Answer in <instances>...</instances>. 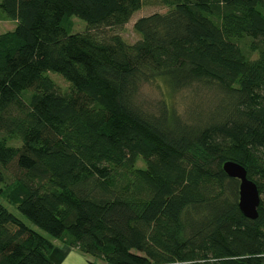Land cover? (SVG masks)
<instances>
[{
  "label": "trees",
  "instance_id": "1",
  "mask_svg": "<svg viewBox=\"0 0 264 264\" xmlns=\"http://www.w3.org/2000/svg\"><path fill=\"white\" fill-rule=\"evenodd\" d=\"M146 5L170 10L139 19L129 44L116 31ZM0 11L16 23L0 34V193L52 238L0 203V264H52L55 241L90 264H264V0H0ZM157 81L219 101L199 125L165 105L151 114L136 98ZM226 162L256 184L257 219L241 213Z\"/></svg>",
  "mask_w": 264,
  "mask_h": 264
},
{
  "label": "rangeland",
  "instance_id": "2",
  "mask_svg": "<svg viewBox=\"0 0 264 264\" xmlns=\"http://www.w3.org/2000/svg\"><path fill=\"white\" fill-rule=\"evenodd\" d=\"M169 8L159 5H146L140 11L136 12L128 24L122 29L116 31L119 32L121 37L129 44H134L140 40L141 36L135 31V23L144 17L151 16L153 14H166L169 12ZM1 13V11H0ZM16 23L14 21L6 20L0 15V34L11 32L15 29ZM87 24L77 18H73V33L85 32ZM246 43L243 42V47L246 48ZM50 77L56 82L57 86L62 91H68L69 84L65 82L59 75L50 73ZM219 96L214 90H207L197 86L190 87L188 89L179 92H169L164 84L160 81L155 83L143 85L136 98V103L144 111L151 114H158L159 109L162 106H167L173 109L175 113L186 123L192 125L202 124L208 119L210 113L214 111ZM139 167L143 165L141 162ZM0 185V189H2ZM0 203L15 217L21 220L27 227L33 231L39 233L47 239H52L46 232L31 223L26 217H24L15 206L10 205L0 193ZM57 242V241H55ZM73 264H86L81 259L77 260L72 258Z\"/></svg>",
  "mask_w": 264,
  "mask_h": 264
},
{
  "label": "water",
  "instance_id": "3",
  "mask_svg": "<svg viewBox=\"0 0 264 264\" xmlns=\"http://www.w3.org/2000/svg\"><path fill=\"white\" fill-rule=\"evenodd\" d=\"M223 171L232 179L239 181V209L248 219L255 220L258 217L260 195L256 184L248 179L246 170L237 163L226 162Z\"/></svg>",
  "mask_w": 264,
  "mask_h": 264
},
{
  "label": "crops",
  "instance_id": "4",
  "mask_svg": "<svg viewBox=\"0 0 264 264\" xmlns=\"http://www.w3.org/2000/svg\"><path fill=\"white\" fill-rule=\"evenodd\" d=\"M54 250L51 254L50 260L52 264H73L72 258L81 259L86 264H90V259L80 254L78 251L63 245L59 242H54ZM79 258V259H78Z\"/></svg>",
  "mask_w": 264,
  "mask_h": 264
}]
</instances>
